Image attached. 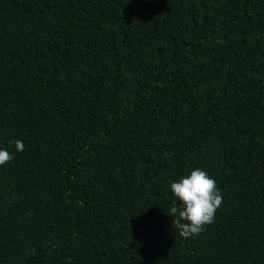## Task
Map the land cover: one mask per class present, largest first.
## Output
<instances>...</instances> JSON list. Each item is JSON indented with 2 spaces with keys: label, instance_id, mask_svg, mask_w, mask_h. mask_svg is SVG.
I'll use <instances>...</instances> for the list:
<instances>
[{
  "label": "trees",
  "instance_id": "obj_1",
  "mask_svg": "<svg viewBox=\"0 0 264 264\" xmlns=\"http://www.w3.org/2000/svg\"><path fill=\"white\" fill-rule=\"evenodd\" d=\"M0 149V264H264V0H0Z\"/></svg>",
  "mask_w": 264,
  "mask_h": 264
},
{
  "label": "clouds",
  "instance_id": "obj_2",
  "mask_svg": "<svg viewBox=\"0 0 264 264\" xmlns=\"http://www.w3.org/2000/svg\"><path fill=\"white\" fill-rule=\"evenodd\" d=\"M17 152L24 151L22 140H15ZM12 154L0 149V167L12 160ZM176 198L170 206L171 227L183 238H190L205 231L206 226L215 222V214L223 204V196L217 187V182L205 170L197 168L179 181L170 185ZM179 201V206L177 205Z\"/></svg>",
  "mask_w": 264,
  "mask_h": 264
}]
</instances>
